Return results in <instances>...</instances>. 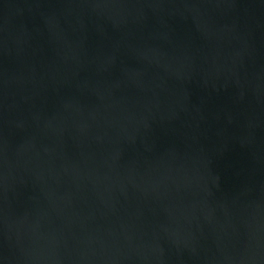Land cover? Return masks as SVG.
Masks as SVG:
<instances>
[{
	"label": "water",
	"instance_id": "water-1",
	"mask_svg": "<svg viewBox=\"0 0 264 264\" xmlns=\"http://www.w3.org/2000/svg\"><path fill=\"white\" fill-rule=\"evenodd\" d=\"M0 264H264V0H0Z\"/></svg>",
	"mask_w": 264,
	"mask_h": 264
}]
</instances>
